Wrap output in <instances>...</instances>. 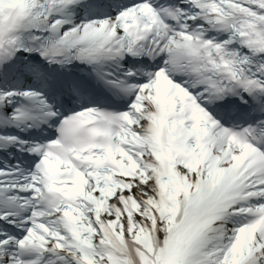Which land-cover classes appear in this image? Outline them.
<instances>
[{"label": "snow or ice", "instance_id": "6c2138e0", "mask_svg": "<svg viewBox=\"0 0 264 264\" xmlns=\"http://www.w3.org/2000/svg\"><path fill=\"white\" fill-rule=\"evenodd\" d=\"M0 264H264V0H0Z\"/></svg>", "mask_w": 264, "mask_h": 264}]
</instances>
